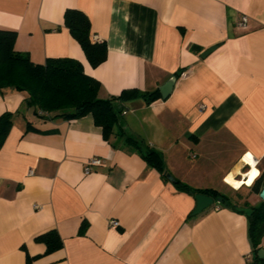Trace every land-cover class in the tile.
Masks as SVG:
<instances>
[{"label": "crops", "instance_id": "1", "mask_svg": "<svg viewBox=\"0 0 264 264\" xmlns=\"http://www.w3.org/2000/svg\"><path fill=\"white\" fill-rule=\"evenodd\" d=\"M69 8L88 16L93 41L106 42L96 67L64 25ZM0 29L15 31L14 48L35 63L79 60L102 98L159 90L180 71L167 98L118 100L108 138L91 114L51 118L23 92L0 91V115L13 114L0 147V264H243L245 202L261 199L234 197L227 177L246 180L251 154L264 186V0H0ZM127 135L160 150L164 172ZM92 157L101 163L85 174ZM168 173L229 202L191 215L194 195ZM49 230L62 246L46 252L36 237Z\"/></svg>", "mask_w": 264, "mask_h": 264}, {"label": "trees", "instance_id": "2", "mask_svg": "<svg viewBox=\"0 0 264 264\" xmlns=\"http://www.w3.org/2000/svg\"><path fill=\"white\" fill-rule=\"evenodd\" d=\"M64 25L78 41L91 66L96 67L107 58L105 41L91 39V23L81 10L69 8L64 13ZM16 33L13 30L0 29V91L15 89L25 94V102L37 112L51 118L74 119L91 114L94 123L100 126L105 138L113 132L123 109L117 107L120 99L144 96L148 101L160 97L159 90L141 92L137 88L124 89L117 96L102 98L99 96L101 83L84 71L82 63L74 58H48L44 63L33 62L29 55L14 48ZM193 46V50H198ZM180 72V71H179ZM177 72L175 76L179 74ZM12 113L6 111L0 115V147L12 125ZM126 140L135 146L140 155L151 165L164 172L163 153L143 141L127 135ZM165 175V173H164ZM260 178L248 186L250 192L259 193ZM177 189L191 195L205 193L229 202L228 196L213 188H195L178 179L172 180ZM248 207V233L251 245V264H264V258L257 256L264 237V202ZM46 245V252L62 246V240L55 230H49L36 237Z\"/></svg>", "mask_w": 264, "mask_h": 264}, {"label": "water", "instance_id": "3", "mask_svg": "<svg viewBox=\"0 0 264 264\" xmlns=\"http://www.w3.org/2000/svg\"><path fill=\"white\" fill-rule=\"evenodd\" d=\"M216 48H217V44H214V45L208 47L206 50H204L200 54V57L204 58L207 54H209L210 52H212ZM175 80H176V76L173 75L164 84H162L159 87V92H160V95L162 98H167L171 94V91H172L174 84H175ZM167 177L170 180H174V178L169 173L167 174ZM258 195H259V198L264 202V186L261 188ZM194 199H195V207L193 208L191 215H197V214L201 213L202 211L207 209L209 206H211L213 204V201H214L213 197H211L210 195L205 194V193H196L194 195ZM257 256L259 258H264V248L261 247L258 249Z\"/></svg>", "mask_w": 264, "mask_h": 264}, {"label": "built area", "instance_id": "4", "mask_svg": "<svg viewBox=\"0 0 264 264\" xmlns=\"http://www.w3.org/2000/svg\"><path fill=\"white\" fill-rule=\"evenodd\" d=\"M246 24H247V16H245V15H242L241 17H240V20L238 21V25L240 26V27H246ZM40 114H41V112H39ZM101 163V160H100V158H98V157H92V158H90L88 161H87V163H86V165H85V167H84V172H85V174H88V173H90L91 172V170H92V167L93 166H95V165H98V164H100ZM109 226L110 227H117V226H119V222L117 221V220H111L110 222H109ZM251 261H252V254H247L246 256H245V258H244V262H243V264H251Z\"/></svg>", "mask_w": 264, "mask_h": 264}, {"label": "bare ground", "instance_id": "5", "mask_svg": "<svg viewBox=\"0 0 264 264\" xmlns=\"http://www.w3.org/2000/svg\"><path fill=\"white\" fill-rule=\"evenodd\" d=\"M246 163L252 166V169L248 172L246 180H236L232 175L227 177L228 183L235 189H240L243 184L251 185L257 177L258 170L255 167L254 160L252 159L251 154H247L244 159ZM241 162V161H240Z\"/></svg>", "mask_w": 264, "mask_h": 264}, {"label": "rangeland", "instance_id": "6", "mask_svg": "<svg viewBox=\"0 0 264 264\" xmlns=\"http://www.w3.org/2000/svg\"><path fill=\"white\" fill-rule=\"evenodd\" d=\"M248 192H250L248 187L240 188V189L236 190V193L234 194V197L245 196V194H247Z\"/></svg>", "mask_w": 264, "mask_h": 264}]
</instances>
